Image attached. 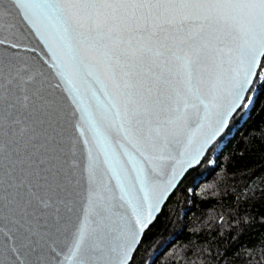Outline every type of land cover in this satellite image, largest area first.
<instances>
[{"label": "snow or ice", "instance_id": "snow-or-ice-1", "mask_svg": "<svg viewBox=\"0 0 264 264\" xmlns=\"http://www.w3.org/2000/svg\"><path fill=\"white\" fill-rule=\"evenodd\" d=\"M260 80L264 0H0V264H131Z\"/></svg>", "mask_w": 264, "mask_h": 264}, {"label": "trees", "instance_id": "trees-1", "mask_svg": "<svg viewBox=\"0 0 264 264\" xmlns=\"http://www.w3.org/2000/svg\"><path fill=\"white\" fill-rule=\"evenodd\" d=\"M131 264H264V80L145 232Z\"/></svg>", "mask_w": 264, "mask_h": 264}, {"label": "water", "instance_id": "water-1", "mask_svg": "<svg viewBox=\"0 0 264 264\" xmlns=\"http://www.w3.org/2000/svg\"><path fill=\"white\" fill-rule=\"evenodd\" d=\"M38 43H39V42H38L37 40H33V41L31 42V45H30V46H36ZM40 47H43V45L40 44ZM21 55H22V56H29V57H31V56H33L34 54H32V53H27V52H23V51H22V52H21ZM254 85H255V84H254ZM254 85H253V87H254ZM253 87H252V89H253ZM252 89H251V90H252ZM251 90L249 91L248 96H249ZM248 96H247V97H248ZM246 100H247V98H246ZM246 100L244 101V104H245ZM243 106H244V105H243ZM241 108H242V107H241ZM241 108H240V109H241ZM240 109H239L237 112H235V113L231 116V118H230V120H229L227 126H226L225 129L222 131V133H221V134H220V135L214 140V142L211 143L210 146H208V147L206 148L204 154H203L201 157L198 158L199 162L196 163V164H194L192 167H187V166H185V167H186V170L183 171V172H181V174L177 175V177H176V182H175V187L169 190V192H168L166 198L162 201V203H161V205H160L159 211L153 213V219L151 220L150 223H148L147 227L144 228V230H143V232H142V235H141L140 238H139V243H138V245L135 247V251L131 254V262H132V260H133V257H134V255H135V253H136L138 247L140 246V244H141V242H142V239H143V236H144L145 232H146V231L148 230V228H149V227L155 222V220L157 219V217L161 214L162 210L164 209V207H165L166 204L168 203L169 199H170V198L172 197V195L177 191V189L179 188V186L181 185V183L183 182V180L185 179V177L187 176V174H188L190 171H192V170H194V169L200 167V166L203 164V162L205 161L206 157L208 156L210 150H211V149L215 146V144H216V143H217V142H218V141H219V140H220V139L226 134V132L228 131V129H229V127H230V124H231V121H232L233 117H234V116L240 111ZM89 136H91V133H89ZM181 150H183V149H181ZM124 159L126 160L127 158L125 157ZM177 159H179V157H177ZM101 160H103V156H102V155H101ZM175 167H176L177 170H179V165H175ZM128 168H129V173H130V180H134V178H135V172L132 170V168H131V164L128 165ZM112 185H113V187H114V189H115V195H116L117 197H119L120 192H119V189L115 187V185H116V181H115V180L112 181Z\"/></svg>", "mask_w": 264, "mask_h": 264}, {"label": "rangeland", "instance_id": "rangeland-1", "mask_svg": "<svg viewBox=\"0 0 264 264\" xmlns=\"http://www.w3.org/2000/svg\"><path fill=\"white\" fill-rule=\"evenodd\" d=\"M262 81V80H261ZM252 98H253V96L251 97V99H250V101L247 103V106H246V108H249L250 106H251V103H252Z\"/></svg>", "mask_w": 264, "mask_h": 264}]
</instances>
